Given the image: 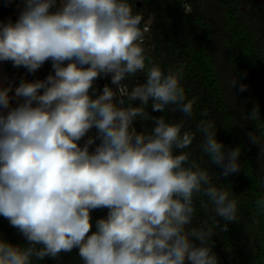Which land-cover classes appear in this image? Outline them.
Returning <instances> with one entry per match:
<instances>
[{
	"label": "clouds",
	"instance_id": "obj_1",
	"mask_svg": "<svg viewBox=\"0 0 264 264\" xmlns=\"http://www.w3.org/2000/svg\"><path fill=\"white\" fill-rule=\"evenodd\" d=\"M22 3L15 23L0 22V62L35 73L51 61L54 74L22 79L14 97L12 85H0V216L28 242L13 245L0 236V264H36L74 248L83 264H219L211 238L238 222V201L188 149L199 133L200 160L207 156L228 177L241 171V148L225 151L213 121L201 119L191 132L183 119L146 110L151 100L154 112L193 117L195 101L181 84L185 65L165 73L146 56L149 29L128 0ZM141 73L144 82L128 90L125 80ZM102 76L116 89L105 84L95 95ZM227 83L231 89L237 79ZM13 98L21 101L15 107ZM246 118L256 122L247 136L264 160L259 106ZM136 120L154 127L137 132ZM93 128L97 135L80 146ZM197 200L223 226L207 218L193 226ZM255 207L264 214V195ZM97 209L107 216L89 234Z\"/></svg>",
	"mask_w": 264,
	"mask_h": 264
},
{
	"label": "trees",
	"instance_id": "obj_2",
	"mask_svg": "<svg viewBox=\"0 0 264 264\" xmlns=\"http://www.w3.org/2000/svg\"><path fill=\"white\" fill-rule=\"evenodd\" d=\"M136 13L152 18L151 48L145 54L154 63L159 64L167 73L169 69L183 64L184 76L181 81L187 99L194 100L192 118L183 117L177 111L172 113L154 112L151 100L146 110L151 116H165L166 121H185V131L196 132V124L201 119L213 121L217 127V139L224 144L225 151L239 146L242 165L238 174L228 177L221 175L222 169L211 165L207 156L202 155L198 145L201 136L196 134L188 151L209 171L218 187H225L238 201V222L229 223L227 232L216 229L213 252L219 264H264V214L255 207V200L264 195V160H257L259 147L248 139L249 131H256V122L247 119L254 105L259 106L261 125H264V0H128ZM186 4L190 7L186 10ZM23 5L22 0H2L0 3V21L15 14ZM139 5V6H138ZM17 87L20 81L34 82L44 80L54 74L51 61L46 62L35 73H29L24 67H13L5 62ZM236 78L237 84L231 89L228 80ZM128 90L143 83V74L125 80ZM111 84L110 76L101 77L94 82L95 95L102 93L103 87ZM241 84L247 85L244 92L239 91ZM42 91V90H41ZM138 106L139 102H132ZM207 117L201 116L203 111ZM137 132L154 127L153 121H134ZM93 128L79 143L83 146L89 136L95 137ZM100 141L90 147L93 151ZM220 177V180L217 179ZM198 226L205 218L209 223L225 221L209 211L204 213L199 200L195 202ZM107 209L93 210L92 229L96 231L97 219L106 218ZM0 236L13 245L27 246V241L17 229L10 226L8 220L0 216ZM198 244L199 242L196 241ZM79 249L70 253L62 252L58 259L45 257L36 264H83L79 258ZM186 264L188 262L186 261Z\"/></svg>",
	"mask_w": 264,
	"mask_h": 264
},
{
	"label": "rangeland",
	"instance_id": "obj_3",
	"mask_svg": "<svg viewBox=\"0 0 264 264\" xmlns=\"http://www.w3.org/2000/svg\"><path fill=\"white\" fill-rule=\"evenodd\" d=\"M2 0H0V3ZM23 5L20 7V9L13 15H10L4 19H2L0 22L7 23L9 20H11L13 23L18 19L19 13L22 10ZM5 62H0V85L7 87L8 85H12V92L9 93L10 96L14 97V90H15V83L13 82L12 78H10L9 73L6 71ZM21 101L18 99L13 98L11 101V106L15 107L17 106Z\"/></svg>",
	"mask_w": 264,
	"mask_h": 264
},
{
	"label": "built area",
	"instance_id": "obj_4",
	"mask_svg": "<svg viewBox=\"0 0 264 264\" xmlns=\"http://www.w3.org/2000/svg\"><path fill=\"white\" fill-rule=\"evenodd\" d=\"M186 10H189L190 7L186 4L185 6ZM142 14L143 16V25L146 26L149 31L145 34V40H144V43H143V47L145 48V52L151 48V39H152V18H148L146 17L143 13H140ZM111 79V77H110ZM126 83V82H124ZM127 86V85H126ZM115 89H116V86L114 85ZM128 88V87H127Z\"/></svg>",
	"mask_w": 264,
	"mask_h": 264
},
{
	"label": "water",
	"instance_id": "obj_5",
	"mask_svg": "<svg viewBox=\"0 0 264 264\" xmlns=\"http://www.w3.org/2000/svg\"><path fill=\"white\" fill-rule=\"evenodd\" d=\"M139 6V5H138Z\"/></svg>",
	"mask_w": 264,
	"mask_h": 264
}]
</instances>
